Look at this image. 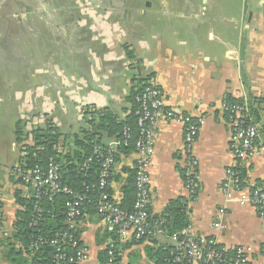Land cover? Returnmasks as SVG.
I'll return each instance as SVG.
<instances>
[{
  "label": "crops",
  "instance_id": "crops-1",
  "mask_svg": "<svg viewBox=\"0 0 264 264\" xmlns=\"http://www.w3.org/2000/svg\"><path fill=\"white\" fill-rule=\"evenodd\" d=\"M87 1V12L77 0H24L23 8L6 4L0 12V95L8 93V115L12 109L17 124L25 121L28 138L18 142L15 131L18 160L0 165V242L11 238L20 211L16 194L22 188L13 169L24 158V146L31 144L33 130L28 126L51 122L73 136L88 126V112L107 109L124 119L132 110L127 101L131 89L151 84L168 108L205 121L194 146L200 174L195 201L188 198L184 177V128L159 122L148 170L152 220L164 224L171 205L181 200L189 217L183 231L201 242L215 239L224 248L251 247L250 259L264 264V222L257 209L230 202L222 192L229 169L240 173L244 190H264V0H206L210 9L203 0ZM220 7L228 15L216 14ZM34 28L38 59L22 90L11 78L14 69L24 67L13 66L11 55L21 42L24 50V43L13 45L11 38ZM228 98L245 105L259 129L257 154L246 161L235 160L231 153L230 129L221 110ZM111 140L103 136V144ZM118 155L111 196L123 208V189L135 176L137 155L135 149ZM114 231L109 220L85 210L78 227L88 252L85 264H101L111 241L119 250L118 264H156V252L176 245L168 232L133 243ZM5 253L0 245V264H9Z\"/></svg>",
  "mask_w": 264,
  "mask_h": 264
},
{
  "label": "built area",
  "instance_id": "built-area-1",
  "mask_svg": "<svg viewBox=\"0 0 264 264\" xmlns=\"http://www.w3.org/2000/svg\"><path fill=\"white\" fill-rule=\"evenodd\" d=\"M136 101L139 105L136 112L138 138L135 144L137 155L135 201L131 212L121 208L107 192L116 156L119 150L129 146L133 139L129 127L124 128L120 139H113L109 143L94 146L83 166L87 168L94 162L99 163L98 182L96 185L84 184L80 191L63 183L60 165L54 159L48 160L45 166L41 163L32 167L19 164L13 169V174L22 188V197L32 201L31 218L27 227L31 233L29 254L33 255L42 248L50 247L54 250L52 264H85L88 260V252L79 239L78 227L88 206H92L100 217L113 224L122 241L142 243L166 235V226L163 223H154L151 218V178L148 171L161 120L179 123L184 128L186 189L189 193V200L197 199L200 191V174L198 172L199 160L194 153V146L205 124L204 119L180 114L168 108L159 89L151 84L143 87ZM221 110L229 125L233 158L242 162L254 157L258 151L257 141L260 133L252 122L248 108L243 104L223 102ZM28 127L33 130V125L30 124ZM227 175L228 181L222 186V192L227 200L257 209L259 217L264 222V190L259 188L244 190L242 178L237 170L229 169ZM60 195L67 198L63 230L48 236L38 233L43 222L45 200L52 202ZM19 208L23 210L20 206ZM221 226V224H215L217 228ZM171 237L176 244L175 263L187 260V262H200L201 264H255L250 259L251 247H220L215 239L201 242L188 231H183L179 235L174 234ZM116 251V242L111 241L107 248V264H116Z\"/></svg>",
  "mask_w": 264,
  "mask_h": 264
},
{
  "label": "trees",
  "instance_id": "trees-1",
  "mask_svg": "<svg viewBox=\"0 0 264 264\" xmlns=\"http://www.w3.org/2000/svg\"><path fill=\"white\" fill-rule=\"evenodd\" d=\"M136 88L131 89L130 96L127 101L132 106L129 116L120 119L107 109L94 110L85 114L88 126L81 129L79 134L67 136L63 134L59 128L48 122L45 126L33 130L30 134L31 144L24 146V158L21 164L26 167H32L38 163L43 166L50 159H54L60 165L62 181L67 186L76 191H80L84 184L96 185L99 176V163L94 162L89 167L84 168L85 160L91 155L96 144H103V136L106 135L110 139H120L125 127H129L132 132L133 139L129 146L120 149L119 153H129L135 149V144L138 138L137 115L136 112L139 105L136 101L137 95L141 92ZM231 104H241L237 100L228 98L227 101ZM24 142L26 139L25 125L21 122L17 124L16 140ZM61 149V151H60ZM63 150V151H62ZM119 155L116 156V161ZM114 168V167H113ZM113 177L109 180L110 185L107 189L111 195V183ZM124 210L131 212L135 201V176L129 178L127 186L123 189ZM18 205L23 209L17 212L16 221L13 224V232L11 238H6L0 242L6 249L5 259L9 264H52L53 248L45 247L40 249L35 254H29V235L31 234L27 227L31 218L32 201L24 199L20 191L16 194ZM66 196L60 195L52 202L45 200L43 222L39 227L38 233L45 236L53 235L54 233L63 230L65 219V201ZM88 209L96 211L92 206ZM86 208V209H87ZM168 219L164 223L167 232L172 235H179L189 225V217L187 208L179 202L173 203L169 209ZM153 222H159L153 220ZM0 226H1V211H0ZM117 232V229L115 228ZM181 238V236H179ZM117 248V245H116ZM175 247H170L165 250L161 248L155 253L156 264H187V260L179 263L174 262ZM119 250L116 251V264L119 263ZM108 261L107 251L101 255V264H106Z\"/></svg>",
  "mask_w": 264,
  "mask_h": 264
},
{
  "label": "rangeland",
  "instance_id": "rangeland-1",
  "mask_svg": "<svg viewBox=\"0 0 264 264\" xmlns=\"http://www.w3.org/2000/svg\"><path fill=\"white\" fill-rule=\"evenodd\" d=\"M17 1V0H16ZM22 4H16L14 0H0L2 7L0 6V12L4 10L6 4H13V10H19L24 7V0H21ZM221 1V0H216ZM241 0H233L235 3H239ZM224 2V1H222ZM226 2V1H225ZM204 6L207 8H211L210 4L206 3V0H203ZM227 8V6H225ZM10 10V9H9ZM11 11V10H10ZM222 17V15H228L227 12L220 7V10L216 13ZM7 15V14H6ZM12 15V13H10ZM11 17V16H10ZM15 17V16H14ZM24 21V17L21 18ZM24 30V26H23ZM10 39V38H9ZM23 41L24 50L22 47V42L20 44V49L17 53H12L11 58L13 66L23 68L22 70L13 71V78L17 79V83L19 84L20 89L24 90V87H27L28 84L24 82V80L30 78L29 72L32 67V64H35L38 51L37 38H36V29L29 30L24 32L23 36L12 37L11 41H13V45L19 43V41ZM9 63V62H8ZM10 79V80H11ZM3 85V83L1 84ZM18 88V87H17ZM3 97L5 101H0V165L1 163H7L9 166L14 165L18 160V151L13 147V143L15 141V131L17 128L18 117L15 116L14 111L11 109V114L8 115L9 110V102L8 93L4 92L0 95ZM76 119V118H75ZM77 122V121H76ZM24 125V124H23ZM41 128L37 123H33V130ZM67 129L65 126L63 128V132Z\"/></svg>",
  "mask_w": 264,
  "mask_h": 264
},
{
  "label": "flooded vegetation",
  "instance_id": "flooded-vegetation-1",
  "mask_svg": "<svg viewBox=\"0 0 264 264\" xmlns=\"http://www.w3.org/2000/svg\"><path fill=\"white\" fill-rule=\"evenodd\" d=\"M77 3L78 5L82 6V8H84V10L87 12V11H91L89 9V6H88V1L87 0H77ZM77 5V6H78ZM82 10V9H81ZM93 11V10H92ZM96 11V9L94 8V12ZM91 13V12H90ZM32 111H33V107L30 109L29 113L32 114ZM47 124V122L45 123ZM24 125H25V121H24ZM58 128V127H57Z\"/></svg>",
  "mask_w": 264,
  "mask_h": 264
},
{
  "label": "water",
  "instance_id": "water-1",
  "mask_svg": "<svg viewBox=\"0 0 264 264\" xmlns=\"http://www.w3.org/2000/svg\"><path fill=\"white\" fill-rule=\"evenodd\" d=\"M3 253V257H4V252H2Z\"/></svg>",
  "mask_w": 264,
  "mask_h": 264
}]
</instances>
